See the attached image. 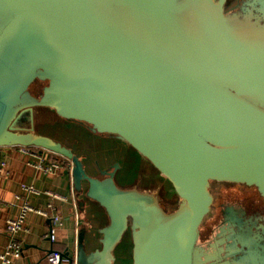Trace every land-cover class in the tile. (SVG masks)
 Listing matches in <instances>:
<instances>
[{"label": "water", "instance_id": "1", "mask_svg": "<svg viewBox=\"0 0 264 264\" xmlns=\"http://www.w3.org/2000/svg\"><path fill=\"white\" fill-rule=\"evenodd\" d=\"M238 7L0 0V165L7 148L65 158L81 209L90 201L107 216L100 249L87 253L80 230L73 264H114L128 235L130 264H251L236 257L245 253L233 207L208 250L198 247L214 185L264 200V25L238 21ZM40 110L132 149L168 181L176 209L165 210L161 191L120 186L119 164L90 175L68 144L38 131Z\"/></svg>", "mask_w": 264, "mask_h": 264}, {"label": "crops", "instance_id": "2", "mask_svg": "<svg viewBox=\"0 0 264 264\" xmlns=\"http://www.w3.org/2000/svg\"><path fill=\"white\" fill-rule=\"evenodd\" d=\"M80 140V146H71L84 162L87 172L95 176L99 172V166L108 167L111 162H119L122 166L117 177V182L122 187H131L147 183V172L142 168V158L125 144L115 140H107L93 134L89 128ZM90 137L97 139L95 142ZM100 141H104L101 143ZM2 162L0 165V255L6 253L8 236L6 228L10 220L18 218L21 213V200L25 192L23 187L35 185L41 192L40 196H32L30 201L35 207L48 209L50 203L55 209H50L48 217L31 213L28 215L23 229L18 232V238L25 243L23 255L12 260L10 264H50L48 256L51 249L69 251L72 259L77 257L78 235L81 229H86L85 248L87 253L100 249L103 235L100 230L107 223V216L99 205L87 201L85 209H81L82 201L74 193L72 183V163L61 158V167L49 174H45L33 165L34 159L24 154L20 148H7L2 150ZM47 156V155H46ZM99 165V166H98ZM235 189L238 192H246L244 187L233 188L231 185H219L217 193ZM236 191V190H235ZM214 193V192H213ZM217 193L215 198L217 199ZM58 194L61 197H54ZM239 207V206H237ZM222 204L213 208L212 215L204 222L200 235L205 240L210 234L216 217L221 214ZM242 212V209L237 208ZM61 216L63 223L58 228L56 242L50 243L46 238V232L52 226V217ZM127 245H121L116 251L114 264H130L129 249ZM0 264L2 260L0 258Z\"/></svg>", "mask_w": 264, "mask_h": 264}, {"label": "flooded vegetation", "instance_id": "3", "mask_svg": "<svg viewBox=\"0 0 264 264\" xmlns=\"http://www.w3.org/2000/svg\"><path fill=\"white\" fill-rule=\"evenodd\" d=\"M234 14L237 16V20L248 24V23H254L255 26H258L259 24L264 25V0H244L243 3L239 4V7L236 9ZM234 15L231 14L229 17H233ZM46 85L45 82H38L35 83L32 86V93H42L43 87ZM83 130L89 128L82 127ZM90 129V128H89ZM91 130V129H90ZM100 136L101 138L107 139V140H113L115 142V139L111 138L109 135H101L96 134ZM70 146V145H69ZM71 147V146H70ZM111 164L106 168L99 166V172L95 176H101V170H112L113 166L115 164L121 165L119 162L116 161H110ZM148 162L142 158V168L147 167ZM122 167V166H121ZM122 169V168H121ZM121 171L118 172L117 177ZM148 176H147V183L134 185L137 186L140 189L154 191L152 189H148ZM225 185V184H223ZM233 188L240 187L241 185H231ZM243 187V186H241ZM245 188V187H244ZM246 192H244L243 195L239 196L241 192H239L238 196H232L233 194L237 193L238 191H231V192H221V200L219 201V204L221 205L222 201H227L231 207H233L235 210L236 208L242 209V212L238 210L240 213L241 221L239 225L235 226L237 230L242 228V237H243V251L245 253L241 254L239 256H236L237 258L244 257V261H248L251 264H264V206H262L261 202L258 200V197H255L252 200L245 201L244 197L248 195H252L250 193V190L253 188H245ZM234 198V199H233ZM217 199L218 194H217ZM215 200V202L217 201ZM258 203L260 206V209H255L252 207V204ZM262 203L264 204V200L262 199ZM239 206V207H237ZM246 206V207H245ZM230 208V207H228ZM254 208V209H253ZM257 210V211H253ZM227 209L223 208L221 210V214L216 217L215 223L210 230V234L208 238L205 240L204 235H200L199 241H198V247L201 249L208 250V245L210 246L212 242H214L216 239L215 237H211V234L213 233V229H216L217 227L223 228L224 224L229 220L228 214H226ZM237 211V210H236ZM234 225V224H233ZM216 233H214L215 235ZM248 243L252 247H248L246 245ZM233 262V261H232ZM233 264V263H232Z\"/></svg>", "mask_w": 264, "mask_h": 264}, {"label": "built area", "instance_id": "4", "mask_svg": "<svg viewBox=\"0 0 264 264\" xmlns=\"http://www.w3.org/2000/svg\"><path fill=\"white\" fill-rule=\"evenodd\" d=\"M20 150L34 159L33 165L45 174L54 172L61 167V157L55 154L30 148H20ZM23 189L25 193L19 196L22 204L21 213L18 218L10 220L6 228L8 236L7 250L6 253L0 255L3 264H10L12 260L20 258L23 255L25 243L18 238V232L23 229L28 215L34 213L43 217H48L50 209H55L52 203L49 204L48 209H41L32 204L30 201L31 197L40 196L41 194L35 185L24 186ZM52 195L56 198L61 197L58 194ZM62 223L63 218L61 216L57 215L52 217V226L45 234V238L50 243L54 244L56 242L57 231ZM48 261L50 264H73V259L70 255L67 256L63 251L54 250L53 248L48 256Z\"/></svg>", "mask_w": 264, "mask_h": 264}, {"label": "rangeland", "instance_id": "5", "mask_svg": "<svg viewBox=\"0 0 264 264\" xmlns=\"http://www.w3.org/2000/svg\"><path fill=\"white\" fill-rule=\"evenodd\" d=\"M243 2L244 0H239V4ZM39 113L41 116L37 119L38 131L49 134L53 136L56 140L66 143L70 146H75V147L80 146V140L83 139L86 134V131H84L82 127H87V125H82L77 122L76 123L67 122L64 119L59 118L50 110H40ZM90 139L94 140L95 142L97 141V139L93 137H90ZM100 143L102 146V143H104V141H100ZM145 169L148 176V184H147L148 189L161 191L163 207L165 208L166 211L173 212L178 205V199L174 195L170 184L159 173H157L156 170L149 163L147 164V167H145ZM217 189L218 186L214 185L213 192L215 194L217 193ZM235 190L238 191L237 189ZM250 193H252V195L250 194L244 197L246 202L248 200L254 199L255 197H258V200L261 202L262 206H264V204L262 203V198L260 197L256 189L253 188L252 190H250ZM217 194L219 199H217V201L215 202L214 208L220 207L219 201L221 200V192L218 191ZM243 194L244 192H242L240 195L239 192H237L232 196H238V195L241 196ZM221 204L222 207L225 209H229L228 207L231 208V206L227 201H222ZM252 207H254L255 209H260L258 203L252 204ZM236 210L235 211L240 216V213L238 212L237 208ZM253 211L255 212L257 210H253ZM124 243L130 246L131 243L130 235L126 237Z\"/></svg>", "mask_w": 264, "mask_h": 264}]
</instances>
